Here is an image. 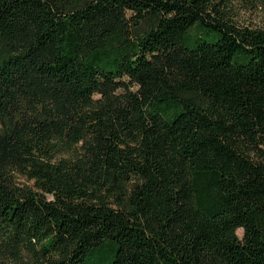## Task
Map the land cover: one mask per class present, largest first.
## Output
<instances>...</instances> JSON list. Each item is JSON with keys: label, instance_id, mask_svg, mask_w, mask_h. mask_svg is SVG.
<instances>
[{"label": "trees", "instance_id": "1", "mask_svg": "<svg viewBox=\"0 0 264 264\" xmlns=\"http://www.w3.org/2000/svg\"><path fill=\"white\" fill-rule=\"evenodd\" d=\"M240 8L264 0H0V264H264Z\"/></svg>", "mask_w": 264, "mask_h": 264}, {"label": "rangeland", "instance_id": "2", "mask_svg": "<svg viewBox=\"0 0 264 264\" xmlns=\"http://www.w3.org/2000/svg\"><path fill=\"white\" fill-rule=\"evenodd\" d=\"M239 19L241 22L254 24L258 27H264V11L262 10L249 11L247 9L246 10L241 9ZM238 235L242 237L243 231L239 230Z\"/></svg>", "mask_w": 264, "mask_h": 264}]
</instances>
